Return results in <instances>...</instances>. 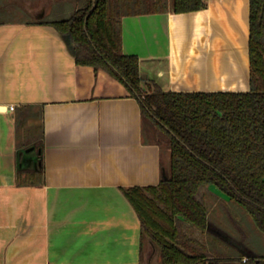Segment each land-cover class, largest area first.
Here are the masks:
<instances>
[{
    "label": "crops",
    "instance_id": "crops-1",
    "mask_svg": "<svg viewBox=\"0 0 264 264\" xmlns=\"http://www.w3.org/2000/svg\"><path fill=\"white\" fill-rule=\"evenodd\" d=\"M166 2L121 19L142 87L248 91L250 0L182 13ZM86 4L0 0V264H164L140 260V220L121 188L158 184L170 149L149 140L123 83L79 65L40 23ZM35 170L38 183L16 182Z\"/></svg>",
    "mask_w": 264,
    "mask_h": 264
},
{
    "label": "trees",
    "instance_id": "trees-1",
    "mask_svg": "<svg viewBox=\"0 0 264 264\" xmlns=\"http://www.w3.org/2000/svg\"><path fill=\"white\" fill-rule=\"evenodd\" d=\"M206 7L207 0L171 4L176 13ZM166 9V0H87L69 18L40 23L71 38L79 65L103 70L123 83L138 99L144 123L150 126L149 140L170 149L158 184L121 188L140 220V260L237 264L242 262L239 256L208 254L205 234L230 236L210 219L207 192L220 197L210 189L217 187L264 233V0H250L248 91H146L139 57L122 51L121 19ZM37 175V170L27 172L24 179L19 172L16 182L38 183L33 179ZM242 255L264 264V255L247 246Z\"/></svg>",
    "mask_w": 264,
    "mask_h": 264
},
{
    "label": "rangeland",
    "instance_id": "rangeland-1",
    "mask_svg": "<svg viewBox=\"0 0 264 264\" xmlns=\"http://www.w3.org/2000/svg\"><path fill=\"white\" fill-rule=\"evenodd\" d=\"M12 17H29V15L27 13H18ZM62 17H66V15ZM148 133L151 134L152 129ZM165 151L167 150L165 149ZM210 189L218 193L220 197L207 192L210 203L209 217L220 228L226 231L230 238L228 240L226 238L217 239L213 235L205 234L203 242L207 245L208 254L211 257L219 256L225 258L239 256L242 262L238 261L237 264H255L248 260L247 255L243 256L242 251L244 250V246H247L255 252L264 255V233L256 226L253 218L244 208L232 202L217 187L212 185ZM240 241L243 243L238 245ZM244 258H246V261H244Z\"/></svg>",
    "mask_w": 264,
    "mask_h": 264
},
{
    "label": "water",
    "instance_id": "water-1",
    "mask_svg": "<svg viewBox=\"0 0 264 264\" xmlns=\"http://www.w3.org/2000/svg\"><path fill=\"white\" fill-rule=\"evenodd\" d=\"M66 38H67L68 47H69L70 51L74 54L73 45H72V42H71V38L68 37V36Z\"/></svg>",
    "mask_w": 264,
    "mask_h": 264
},
{
    "label": "built area",
    "instance_id": "built-area-1",
    "mask_svg": "<svg viewBox=\"0 0 264 264\" xmlns=\"http://www.w3.org/2000/svg\"><path fill=\"white\" fill-rule=\"evenodd\" d=\"M11 109L14 110V106H11ZM244 261H246V258H244Z\"/></svg>",
    "mask_w": 264,
    "mask_h": 264
}]
</instances>
